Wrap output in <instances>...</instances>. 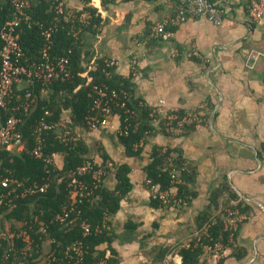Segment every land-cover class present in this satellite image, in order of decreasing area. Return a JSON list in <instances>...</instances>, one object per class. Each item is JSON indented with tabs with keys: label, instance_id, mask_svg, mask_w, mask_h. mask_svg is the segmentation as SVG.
I'll use <instances>...</instances> for the list:
<instances>
[{
	"label": "crops",
	"instance_id": "1",
	"mask_svg": "<svg viewBox=\"0 0 264 264\" xmlns=\"http://www.w3.org/2000/svg\"><path fill=\"white\" fill-rule=\"evenodd\" d=\"M42 1L31 0L29 8ZM212 1L224 9L222 24L206 16L190 17L174 29L171 40L160 41L151 36V28L177 13L176 0H63L72 15L89 5L102 17L95 32H83L90 69L99 60L118 59L117 72L135 76L137 92L148 104L164 100L169 111L204 117L191 132L148 137L141 156L128 155L117 132L118 116L106 128H76L97 162L102 163L105 150L116 164L132 167L134 187L111 226L120 264H182L181 248L199 233L197 217L207 210L219 211L228 198L227 188L251 204L250 217L239 229L235 249L226 248L223 262L213 256L206 264H264V17L251 20V0ZM6 3L0 0V8ZM192 50L200 57H189ZM254 53L262 54L255 60ZM31 83L22 79L17 84L25 89ZM65 113L69 121L70 111ZM155 145L181 147L197 168L198 195L186 207L153 206L144 168ZM13 149L21 151L24 146ZM63 158L56 154L55 163L62 166ZM104 182L109 188L117 185L113 173ZM128 221L133 228H128ZM161 249H167L162 260L157 259ZM239 249L241 258L235 254Z\"/></svg>",
	"mask_w": 264,
	"mask_h": 264
},
{
	"label": "trees",
	"instance_id": "2",
	"mask_svg": "<svg viewBox=\"0 0 264 264\" xmlns=\"http://www.w3.org/2000/svg\"><path fill=\"white\" fill-rule=\"evenodd\" d=\"M84 11H89L92 15L90 25L85 30L95 32L97 30L95 26L102 24V17L97 8L85 6L76 13L77 17L58 15L55 10V1L47 0L42 1L37 7L32 6L28 9L31 24L23 23L20 28L21 43L26 56L30 62H38L42 60V49L46 43L44 29L53 27L52 59L57 61L61 57H68L71 77L66 80L57 79L45 92L38 81L30 80L33 84L31 83L25 89H19L18 84H15L12 104L7 111H4L6 116L12 114L21 118L18 128L24 135V149L18 151L7 146L2 149L0 178L9 176L24 182L25 186H31L34 183L49 184L46 192L26 197L21 196L22 188L9 195L10 188L0 184V197L8 195L0 204V231H20L27 228L30 233L29 240L15 238L12 240L13 243L2 241L0 251L4 262L8 264L19 261L25 264H41L43 261H45L44 264H73L75 259L67 255V249L77 241H82L85 248V256L79 264H120L121 262L119 252L113 246L116 234L111 226L113 217L121 208L122 200L134 187L131 165L119 163L107 169L108 173H113L117 179L115 188L107 187L104 180L96 188L91 174H87L80 178L86 180L93 193L76 198L74 188L70 185L76 169L84 160H95L89 155L87 144L77 136L76 132L78 126H87L86 117L91 114L96 98L94 85L108 86L110 89L128 94L126 98L125 96L119 98L120 101L125 100L126 106L116 107L115 112L123 119L129 115L132 116L129 134L119 135L129 156H141L144 150L142 143L148 137L176 131L171 130L165 121L154 122L151 115L153 106L138 94L135 76L124 77L117 72V67H108L107 60H99L95 68L90 69L86 62L84 48L85 34L83 32L85 30L78 35L74 33L79 28V16ZM12 12V4L10 0H7L3 8H0V30L6 19L12 17ZM2 45L0 35V49ZM67 110L70 111L69 121L65 119ZM47 111L50 112L49 115ZM178 113L181 116L187 114L184 110ZM43 117H46L50 124L58 125L45 133L44 157L51 158L61 154L64 157L62 166L49 163L45 158H38L31 153L36 145V126ZM65 122L66 125L62 126ZM198 124L200 123L185 125L177 130L191 132ZM102 157V164L111 160L105 150L102 152ZM144 170L145 182L149 189L148 180H151L153 184H159L162 190L176 188L179 197L186 200L188 204H191L198 195L194 189L198 175L197 168L191 165L179 146L155 145L151 160L145 165ZM226 190L228 198L224 200L221 207L218 206L219 211L207 210L197 217L199 233L189 245L181 248L182 264H197L204 252V244L213 241L220 240L226 246L235 249L242 224L235 233L234 241H230V231L226 229L225 224L227 210L228 208L240 209L250 217L252 208L249 202L240 200L239 195L231 188ZM152 204L155 207L166 206L154 194ZM65 211L70 213L68 221L60 223L57 215ZM85 221L92 228V232L88 235L84 234L83 222ZM132 225V222L128 221V228H133ZM98 226L101 231L96 230ZM50 238L54 241L50 242ZM53 252L54 256L51 255ZM166 254L167 249H161L157 259L162 260ZM235 254L238 258L243 256L240 249ZM220 262H223V259H220Z\"/></svg>",
	"mask_w": 264,
	"mask_h": 264
},
{
	"label": "built area",
	"instance_id": "3",
	"mask_svg": "<svg viewBox=\"0 0 264 264\" xmlns=\"http://www.w3.org/2000/svg\"><path fill=\"white\" fill-rule=\"evenodd\" d=\"M178 3V11L172 15H166L163 20L151 28V36L163 39L165 41L171 40L174 35V29L187 21L190 17L206 16L209 20L220 25L224 21V9L212 0H176ZM13 12L12 17L6 19L0 30L1 39L3 42L0 49L1 70H0V157L1 151L4 147L19 148L24 146V135L18 128L21 118L16 115L6 116L4 111H7L12 104L14 95L13 88L22 79H29L32 81H38L42 85V90L46 91L57 79L66 80L71 77L70 59L68 57H61L55 61L51 56V48L54 44L53 33L54 28L49 27L44 29V36L46 43L42 49V60L30 62V59L26 56V52L21 43L20 28L23 23L31 24V16L28 13V9L31 4V0H10ZM55 10L58 15H72L65 8L63 0L55 1ZM248 13L252 21L259 22L264 17V0H251L248 5ZM91 13L84 11L79 16V28L75 30V35L83 32L89 25L91 19ZM73 17H77L76 13ZM254 58L257 60L262 53H254ZM189 57H200V53L197 50H192L188 53ZM137 63V61H135ZM108 67L116 68L119 65L118 59H108ZM134 73H137L136 65L134 66ZM96 98L92 106L91 114L86 117V124L90 129L98 130L106 128L112 125L113 118L118 116L120 118V125L117 128L118 135H128L130 132L131 115L123 117L115 112L116 107H125L126 102L123 99L119 100L121 96H128L127 92L120 93L116 89H110L108 86L94 85ZM179 110L173 109L169 111L165 106L164 100L153 106L152 116L154 122L159 123L165 121L171 130L181 129L185 125H192L194 123H201L204 117L200 113H187L181 116L178 113ZM49 115L50 112L47 111ZM123 121V122H122ZM176 124V125H175ZM57 123L50 124L47 122L46 117H43L36 126V145L31 151L38 158L44 157V149L46 147L45 133L53 128H56ZM49 163H55V155L51 158H45ZM116 163L112 160H108L105 164H99L96 160L86 159L76 169L75 175L70 182V185L74 188V196L86 197L93 193L92 188L87 184L86 180L80 178L87 174H91L93 178V184L97 188L104 180V177L108 173L107 169L114 167ZM0 184L5 188H10L9 195L22 188L21 196L26 197L28 195H36L38 193L46 192L48 183L42 185L34 183L31 186H25L24 182H21L15 178L6 176L0 178ZM148 185L155 197H158L162 203L166 206H172L175 208H183L188 205V202L179 197L178 189L170 188L168 190H162L159 184H153L151 180H148ZM8 195H2L0 197V204L4 202V199ZM228 215L225 219L226 229L230 231V241H234L235 233L239 226L249 219V215L242 212L240 209L228 208ZM70 213L65 211L63 214L57 215V220L60 223H66L68 221ZM216 221V220H214ZM106 225V223H105ZM208 227V225H207ZM84 234L88 235L92 232L91 225L85 221L83 222ZM97 231H101L100 226L96 228ZM46 231V229H45ZM47 232V231H46ZM205 232L208 234L207 229ZM15 238L30 239V233L27 228H23L20 231L17 230H3L0 231V248L2 241L12 242ZM53 242L54 239H49ZM13 243V242H12ZM226 246L220 240L213 241L212 243L204 244V252L200 256V260L197 264H206L207 258L216 257L217 259H223L226 255ZM54 256V252L51 254ZM67 255L70 258H74L73 264H79L85 256V248L82 241L75 242L71 247L67 249ZM0 251V264L5 263ZM8 255L6 254V260ZM14 264H25L22 261Z\"/></svg>",
	"mask_w": 264,
	"mask_h": 264
}]
</instances>
